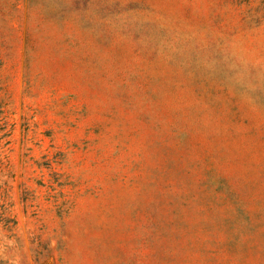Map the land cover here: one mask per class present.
<instances>
[{"label": "rangeland", "instance_id": "1", "mask_svg": "<svg viewBox=\"0 0 264 264\" xmlns=\"http://www.w3.org/2000/svg\"><path fill=\"white\" fill-rule=\"evenodd\" d=\"M0 264H264V0H0Z\"/></svg>", "mask_w": 264, "mask_h": 264}]
</instances>
